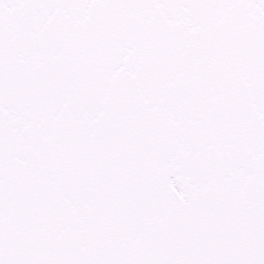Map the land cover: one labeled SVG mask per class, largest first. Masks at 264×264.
<instances>
[{
	"label": "snow or ice",
	"instance_id": "obj_1",
	"mask_svg": "<svg viewBox=\"0 0 264 264\" xmlns=\"http://www.w3.org/2000/svg\"><path fill=\"white\" fill-rule=\"evenodd\" d=\"M0 264H264V0H0Z\"/></svg>",
	"mask_w": 264,
	"mask_h": 264
}]
</instances>
